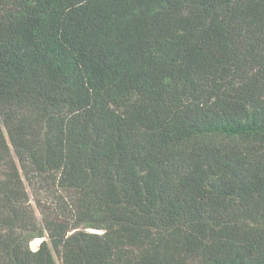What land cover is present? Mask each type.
Here are the masks:
<instances>
[{
    "label": "trees",
    "instance_id": "obj_1",
    "mask_svg": "<svg viewBox=\"0 0 264 264\" xmlns=\"http://www.w3.org/2000/svg\"><path fill=\"white\" fill-rule=\"evenodd\" d=\"M56 255L264 264V0H0V264Z\"/></svg>",
    "mask_w": 264,
    "mask_h": 264
},
{
    "label": "rangeland",
    "instance_id": "obj_2",
    "mask_svg": "<svg viewBox=\"0 0 264 264\" xmlns=\"http://www.w3.org/2000/svg\"><path fill=\"white\" fill-rule=\"evenodd\" d=\"M26 185H27V189H28L29 194H30L31 202H32L33 206L36 209V213H37L38 219H39V221H41L42 220V216H41V213L39 212V209H38V207L36 205V202H35V199H34L35 198V192L36 191L34 192L32 190L31 186H29V184L27 183V181H26ZM37 192H38L39 196L45 195V192H43V193H41L40 191H37ZM41 239H39V240L38 239H34L31 242V248L34 249V250L37 249L39 247L40 243H41ZM56 260H57V264H61V259L57 255H56Z\"/></svg>",
    "mask_w": 264,
    "mask_h": 264
},
{
    "label": "water",
    "instance_id": "obj_3",
    "mask_svg": "<svg viewBox=\"0 0 264 264\" xmlns=\"http://www.w3.org/2000/svg\"><path fill=\"white\" fill-rule=\"evenodd\" d=\"M37 239H41V238H37ZM44 240V238L41 239V242Z\"/></svg>",
    "mask_w": 264,
    "mask_h": 264
},
{
    "label": "bare ground",
    "instance_id": "obj_4",
    "mask_svg": "<svg viewBox=\"0 0 264 264\" xmlns=\"http://www.w3.org/2000/svg\"><path fill=\"white\" fill-rule=\"evenodd\" d=\"M39 240V239H38Z\"/></svg>",
    "mask_w": 264,
    "mask_h": 264
},
{
    "label": "clouds",
    "instance_id": "obj_5",
    "mask_svg": "<svg viewBox=\"0 0 264 264\" xmlns=\"http://www.w3.org/2000/svg\"><path fill=\"white\" fill-rule=\"evenodd\" d=\"M37 239V238H36Z\"/></svg>",
    "mask_w": 264,
    "mask_h": 264
}]
</instances>
